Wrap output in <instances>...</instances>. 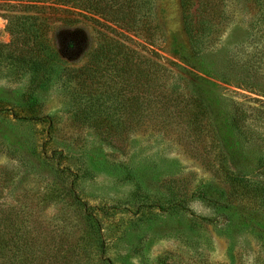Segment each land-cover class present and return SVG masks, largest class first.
<instances>
[{"label": "rangeland", "instance_id": "rangeland-1", "mask_svg": "<svg viewBox=\"0 0 264 264\" xmlns=\"http://www.w3.org/2000/svg\"><path fill=\"white\" fill-rule=\"evenodd\" d=\"M224 4L228 19L200 65L215 75L218 116L243 112L239 132L220 131L214 115L205 127L182 122L184 113L140 125L136 112L112 108L115 119L131 120L116 130L112 148L100 128L74 117L65 73L34 99L28 77L0 63V217L7 218L11 263L264 264V21L252 28L253 0ZM155 6L166 26L153 46L143 32H125L80 6L48 12L50 37L69 67L89 60L101 33L122 37L169 67V90L190 79L176 65L168 37L186 38L183 9L181 0H155ZM10 42L0 17V44ZM43 117H51L50 125Z\"/></svg>", "mask_w": 264, "mask_h": 264}, {"label": "trees", "instance_id": "trees-1", "mask_svg": "<svg viewBox=\"0 0 264 264\" xmlns=\"http://www.w3.org/2000/svg\"><path fill=\"white\" fill-rule=\"evenodd\" d=\"M253 2L256 13L252 28L255 29L261 20L264 21V0ZM74 6L85 7L105 23L125 32H143L145 35L139 36L152 46L157 42L156 36H164L166 22L163 17L157 18L155 0H0V17L7 20V31L11 35L10 44H0V63L6 61L12 74L28 77L30 98L35 99L41 90L47 91L54 78L60 76L62 71L65 75L61 77L69 86L68 93L71 91L72 94L70 100L74 101V117L100 128L106 134H99L102 142L112 148L115 146L116 130L131 123V120L115 119L112 108L122 114L123 111L128 114L136 112L140 125L151 124L153 119L158 118L169 121L173 115L184 113L188 118L182 119V122L193 128L207 126L209 117L215 116L220 117V131L223 127L231 131L229 133L234 128L241 131L239 122H242L240 119L243 112L240 109L233 114L223 113V119L218 116L222 103L216 93L218 85L212 81L216 79L215 75L200 65L206 61L205 52L214 44L212 39L216 30L224 27L223 24L228 19L224 0H181L182 32L186 38L170 35L169 32L168 37L170 53L185 67L176 65L183 68L190 79H185L182 85L175 83V87L171 86L169 90H166L165 82L171 79L172 71L158 59V55L155 58L145 57L129 46L122 37L108 36L106 33H101L97 47L85 64L69 67L60 52L63 49L57 50L51 40L47 14L51 10ZM69 37L71 36L66 35L64 38ZM71 40L63 42L65 48L72 46ZM183 88L188 93H182ZM185 98L186 103H183ZM44 121H48L50 125L52 120L51 117H43L42 122ZM213 155L216 156V151ZM259 168L262 180L260 190L264 199V162ZM55 170L68 179L75 176L67 168L57 167ZM234 182H239L240 185L239 180ZM86 216L92 228L99 226L92 213H87ZM6 222L7 218L0 217V264H13L8 255L9 240L4 229Z\"/></svg>", "mask_w": 264, "mask_h": 264}]
</instances>
